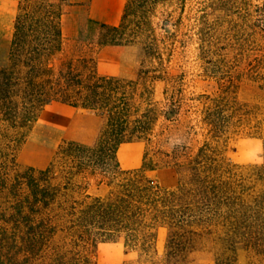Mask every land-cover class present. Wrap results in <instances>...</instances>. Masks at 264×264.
<instances>
[{
	"label": "trees",
	"instance_id": "trees-1",
	"mask_svg": "<svg viewBox=\"0 0 264 264\" xmlns=\"http://www.w3.org/2000/svg\"><path fill=\"white\" fill-rule=\"evenodd\" d=\"M64 1L23 6L15 17L7 61L0 64V264H92L90 247L118 236L147 254L159 228L168 233L164 264H175L204 238L219 245L217 264H235L239 244L264 255V156L247 175L224 169L219 159L221 140L244 118H254L255 132L264 141V116L257 118L228 97L242 78L264 90V54L242 66L239 55L248 42L237 34L244 25L264 32V1L212 0L223 16L211 20L203 12L186 25L185 41L196 44L199 75L216 79L218 96L187 95L184 74L167 69L176 33L166 26L178 29L181 16L174 23L163 20V36L145 16L127 32L126 8L133 2L128 0L118 25L100 23L111 39L119 40L115 45L137 43L126 36L141 39V68L135 80H127L98 75L93 57L63 56ZM138 1L145 13L149 3L173 0ZM175 1L182 15L188 0ZM147 82L164 83L163 98L138 113L135 85ZM55 101L102 115L97 141L64 140L47 167L20 168L18 150L41 111ZM159 120L163 128L182 124L187 135L200 133L203 140L194 150L181 144L157 150L151 158L144 153L139 168H121V144L150 142ZM161 167L180 175L175 188L147 174ZM92 181L107 191H92Z\"/></svg>",
	"mask_w": 264,
	"mask_h": 264
},
{
	"label": "rangeland",
	"instance_id": "rangeland-1",
	"mask_svg": "<svg viewBox=\"0 0 264 264\" xmlns=\"http://www.w3.org/2000/svg\"><path fill=\"white\" fill-rule=\"evenodd\" d=\"M50 1L58 2L60 0ZM263 1L249 0L252 5L260 4ZM33 2H36V0H0V64H4L7 61L17 13L23 6ZM127 3L128 0H126L125 6H127ZM68 4V0H65L62 4L63 15ZM202 9L204 11H201ZM126 11L128 15L126 19L127 32L135 29L143 21V16H145L159 36L165 34L161 28L163 20L168 18L170 22L174 23L181 16L182 24L178 29H174V25L171 24L166 26L168 30L176 33L174 50L170 55L169 61L165 62L167 69L172 74H184L182 87L187 95L200 92H206L212 96L221 94L215 78L204 79L205 77L199 75L200 63L196 60V44L193 41H185L187 37L184 35L188 30L186 25L192 24L193 17L196 14L207 13L208 18L211 20L224 15V11L218 9L212 3V0H188L182 15L181 9L175 0L158 2L155 5L149 3L145 13L139 1L133 0L132 4L126 8ZM233 18H236V16L234 15ZM248 24L251 25L250 22ZM62 28L66 38L64 57L84 55L93 57L96 61L95 55L98 50L119 42V40L114 41L111 39L108 31L102 30L101 24L93 20H90L80 33L71 35L66 22L64 21L63 23L62 17ZM237 34L241 41L246 40L248 42L243 54L239 55L242 56V66L248 59L264 54V32L253 31V29L244 25ZM127 39L137 42L136 45L141 50L142 63L144 58L143 49L138 43L141 39L126 36L124 40ZM182 41H185V45H183ZM144 65L147 67L149 64L146 63ZM140 68L141 65L139 70ZM136 78L127 80H135ZM163 88L164 83L162 82L136 84L134 90L137 112H143L149 102L161 101ZM228 97L235 99L245 108L252 110L257 118L264 116V90L258 88L256 83L242 78L238 85L231 89ZM181 121H185L184 118H181ZM104 122V117L97 113L89 112L81 107H72L58 101L52 102L41 111L25 142L18 150L16 154L17 163L20 168L34 167L43 169L49 165L58 146L64 140L78 141L88 145L94 144L99 137ZM161 123L162 120H159L150 142L140 140L144 146L143 153L148 152L150 158L153 157L155 151H170L175 145L186 144L194 150L199 142L203 140V135L200 133L191 135L185 133L186 127L184 125H186V121L184 125L174 123L164 128L160 126ZM254 124V118H244L238 125L233 126L228 131L223 141L221 140L219 159L224 169L247 175L253 168L262 164L264 141L255 132ZM31 159L36 163H31ZM147 174L153 176L161 186L168 189L175 188L180 179V175L171 167H161ZM91 190L105 193L107 188L101 186L100 189H97L95 182L92 181ZM167 234L165 228H159L153 249L147 254L143 253L138 246L126 244L123 236H118L108 241H98L94 246L90 247L89 259L92 264H164ZM220 253L219 245L212 238H204L197 242L186 253L184 258L173 263L217 264V256ZM235 256V264H264V255L248 245H237Z\"/></svg>",
	"mask_w": 264,
	"mask_h": 264
},
{
	"label": "crops",
	"instance_id": "crops-1",
	"mask_svg": "<svg viewBox=\"0 0 264 264\" xmlns=\"http://www.w3.org/2000/svg\"><path fill=\"white\" fill-rule=\"evenodd\" d=\"M63 15L71 35L80 33L90 20L106 25H118L126 0H68ZM96 72L101 76L134 79L141 65V50L136 44L110 45L97 51ZM96 117V116H95ZM91 142V141H89ZM144 146L140 141L121 144L117 157L121 168L141 166Z\"/></svg>",
	"mask_w": 264,
	"mask_h": 264
},
{
	"label": "bare ground",
	"instance_id": "bare-ground-1",
	"mask_svg": "<svg viewBox=\"0 0 264 264\" xmlns=\"http://www.w3.org/2000/svg\"><path fill=\"white\" fill-rule=\"evenodd\" d=\"M31 163H36L33 159H31Z\"/></svg>",
	"mask_w": 264,
	"mask_h": 264
}]
</instances>
